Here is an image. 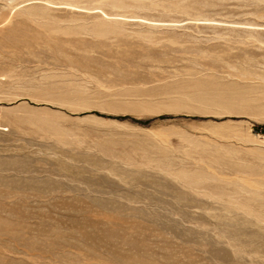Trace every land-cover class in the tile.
Returning a JSON list of instances; mask_svg holds the SVG:
<instances>
[{"label": "rangeland", "instance_id": "obj_1", "mask_svg": "<svg viewBox=\"0 0 264 264\" xmlns=\"http://www.w3.org/2000/svg\"><path fill=\"white\" fill-rule=\"evenodd\" d=\"M0 264H264V0H0Z\"/></svg>", "mask_w": 264, "mask_h": 264}, {"label": "bare ground", "instance_id": "obj_2", "mask_svg": "<svg viewBox=\"0 0 264 264\" xmlns=\"http://www.w3.org/2000/svg\"><path fill=\"white\" fill-rule=\"evenodd\" d=\"M207 97V96H206ZM85 237H86V235H85ZM87 237H90V236H87ZM91 238V237H90ZM87 239H89V238H87ZM92 239V238H91Z\"/></svg>", "mask_w": 264, "mask_h": 264}]
</instances>
